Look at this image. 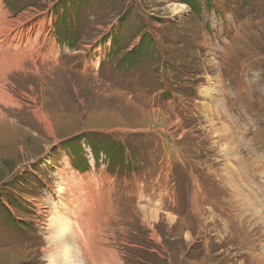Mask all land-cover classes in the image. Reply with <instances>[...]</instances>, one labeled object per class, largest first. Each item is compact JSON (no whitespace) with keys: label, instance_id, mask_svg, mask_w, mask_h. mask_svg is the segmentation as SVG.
Segmentation results:
<instances>
[{"label":"rangeland","instance_id":"rangeland-1","mask_svg":"<svg viewBox=\"0 0 264 264\" xmlns=\"http://www.w3.org/2000/svg\"><path fill=\"white\" fill-rule=\"evenodd\" d=\"M0 10L32 21L0 37V264H49L55 214L100 264H264V0Z\"/></svg>","mask_w":264,"mask_h":264},{"label":"bare ground","instance_id":"bare-ground-1","mask_svg":"<svg viewBox=\"0 0 264 264\" xmlns=\"http://www.w3.org/2000/svg\"><path fill=\"white\" fill-rule=\"evenodd\" d=\"M25 16L23 15L22 17H18V18L13 19V20H7L4 11L0 10V37L2 38L3 36H6V35H12L13 31H15V30L22 32L24 29V24L26 25L29 22H32L30 19H26ZM26 20H27V22L24 23ZM29 24L31 25V23H29ZM28 31H29V29H28ZM30 34H31V31L27 34L28 40H30V37H29ZM149 214H150V217L153 216L155 218L157 216L156 213H153L151 211L149 212ZM51 217L53 218V220L51 221V223H50L51 225H49V228H53L55 226H59V228L51 229L50 234H51L53 240L51 241V245L49 246L48 253H47V260H48L49 264H85V262L82 258L81 244L84 247V249L88 248L87 249L88 250L87 259L89 260L90 264H92V263L93 264L94 263L100 264V262H102V263L104 262V259H101L98 257V254H99L98 248L94 247L92 245L93 243L90 242V241H93L94 236L89 235L88 233H85L86 230L84 227H80L81 234L77 235L76 230H71L72 228L69 229V227L66 225L69 222V219L68 220L65 219L64 216L60 215V214H55ZM72 236L77 238L74 243H72ZM75 250L78 253H76ZM84 252H85V250H84ZM77 258H78V260H75Z\"/></svg>","mask_w":264,"mask_h":264},{"label":"crops","instance_id":"crops-1","mask_svg":"<svg viewBox=\"0 0 264 264\" xmlns=\"http://www.w3.org/2000/svg\"><path fill=\"white\" fill-rule=\"evenodd\" d=\"M162 194L163 193L159 194L157 191L147 192V193L144 192V191H141V194L138 196V198H145V199L148 200L147 202H149L150 204H152L154 206H162V204H163L162 203V198H161L162 197ZM142 202L143 201H141V203ZM145 204H146V202H145ZM107 205L108 206L111 205V200L108 201ZM91 207H93L92 204H91ZM95 207H97V206L95 205Z\"/></svg>","mask_w":264,"mask_h":264},{"label":"trees","instance_id":"trees-1","mask_svg":"<svg viewBox=\"0 0 264 264\" xmlns=\"http://www.w3.org/2000/svg\"><path fill=\"white\" fill-rule=\"evenodd\" d=\"M188 1H190V0H188Z\"/></svg>","mask_w":264,"mask_h":264}]
</instances>
